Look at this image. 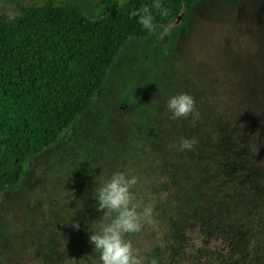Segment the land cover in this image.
Returning a JSON list of instances; mask_svg holds the SVG:
<instances>
[{
  "label": "rangeland",
  "instance_id": "rangeland-1",
  "mask_svg": "<svg viewBox=\"0 0 264 264\" xmlns=\"http://www.w3.org/2000/svg\"><path fill=\"white\" fill-rule=\"evenodd\" d=\"M44 1L0 0V13L12 18L19 6ZM53 1L99 17L125 0ZM161 31L157 26L126 44L93 110L30 159L20 182L4 190L0 264H99L89 242L102 216L93 193L101 173L107 178L116 171L138 177L136 186H151L147 179L155 178L169 191L154 209L162 226L151 234L158 243L151 259L264 264V127L242 132L220 109L228 107L227 98L240 100L246 79L256 84L250 74L261 68L264 0H199L175 54ZM180 93L195 99L201 114L195 126L191 117L170 118L166 102ZM181 138H194V150H179ZM76 221L79 230L72 227Z\"/></svg>",
  "mask_w": 264,
  "mask_h": 264
},
{
  "label": "trees",
  "instance_id": "trees-1",
  "mask_svg": "<svg viewBox=\"0 0 264 264\" xmlns=\"http://www.w3.org/2000/svg\"><path fill=\"white\" fill-rule=\"evenodd\" d=\"M198 1L161 0L170 10L165 18L152 9L157 26L172 25L168 36L174 54L179 40L189 31ZM153 3L154 0H125L99 17L85 15L77 4L53 0L19 6L12 18L0 13V196L20 182L30 159L56 144L65 130L93 110L95 96L121 50L129 41L149 34L138 17L131 15L132 11ZM183 8L185 12L178 20ZM260 49L261 68L250 74L256 84L246 79L244 85L239 84L243 92L240 100L227 98L228 107H220L230 112L226 123L239 125L242 132L264 127L262 44ZM154 61L158 66L160 54ZM154 179H147L151 186H135L132 192L138 202L152 204L155 209L166 202L169 191ZM172 189L178 191L176 187ZM159 216L160 212L154 210L152 224L126 236L149 261L158 245L151 234H157L162 226L158 225Z\"/></svg>",
  "mask_w": 264,
  "mask_h": 264
},
{
  "label": "clouds",
  "instance_id": "clouds-1",
  "mask_svg": "<svg viewBox=\"0 0 264 264\" xmlns=\"http://www.w3.org/2000/svg\"><path fill=\"white\" fill-rule=\"evenodd\" d=\"M152 9L162 18L170 15V10L161 0H154L151 5H142L131 13L133 17H138L139 24L149 34H154L157 28ZM169 34L170 26H162L159 38L163 40ZM166 109L171 113L172 120L191 117L192 126H195L201 116L194 97L187 93L171 96L166 102ZM196 143L194 138H181L178 147L181 151H192ZM137 183L138 177L123 171L113 172L107 178L103 173L100 174L99 187H95L93 195L97 211L102 216L98 226L91 228L89 237V242L94 245V252L98 255L99 264H146L145 258L133 246L132 240L126 239L128 235L140 233L145 224L153 223L154 205H143L132 192ZM72 227L79 230V221L74 222ZM147 264H159V261L152 258Z\"/></svg>",
  "mask_w": 264,
  "mask_h": 264
},
{
  "label": "water",
  "instance_id": "water-1",
  "mask_svg": "<svg viewBox=\"0 0 264 264\" xmlns=\"http://www.w3.org/2000/svg\"><path fill=\"white\" fill-rule=\"evenodd\" d=\"M185 12V8L182 9V12L180 13V15L178 16V20L182 17L183 13Z\"/></svg>",
  "mask_w": 264,
  "mask_h": 264
}]
</instances>
